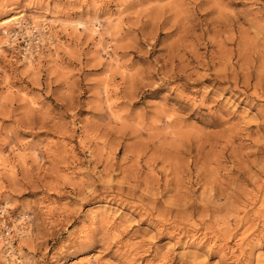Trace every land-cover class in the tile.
Segmentation results:
<instances>
[{"label":"rangeland","instance_id":"374dc122","mask_svg":"<svg viewBox=\"0 0 264 264\" xmlns=\"http://www.w3.org/2000/svg\"><path fill=\"white\" fill-rule=\"evenodd\" d=\"M6 203L0 264H264V0H0Z\"/></svg>","mask_w":264,"mask_h":264},{"label":"bare ground","instance_id":"6f19581e","mask_svg":"<svg viewBox=\"0 0 264 264\" xmlns=\"http://www.w3.org/2000/svg\"><path fill=\"white\" fill-rule=\"evenodd\" d=\"M20 19H21V16L20 15H18V16H12L11 18H7L4 22H6V23H11V22H16V23H18L19 24V26H21V24H22V22L20 21ZM8 206H9V203H6L5 205H4V207L2 206V209L0 210V215H2V214H5L6 215V208H8ZM24 216H22V218L23 219H17L16 221H15V226H16V229H18L19 231H17V232H19V235L21 236V237H26V234H28V233H23V231L24 230H26L27 229V225H26V220L29 218V217H27L26 216V213L25 214H23ZM26 216V217H25ZM3 221H1V219H0V226H1V223H2ZM20 226L22 227V228H20ZM3 239L5 240V242L6 243H4V245L5 244H10L8 247H7V250L11 253L10 255H11V257H16L15 256V254H13V253H16L17 251H16V249L13 247V246H11V244L13 245V243H12V240L8 237V236H5L3 233H0V242L1 241H3ZM1 244V243H0Z\"/></svg>","mask_w":264,"mask_h":264},{"label":"built area","instance_id":"2783aa9c","mask_svg":"<svg viewBox=\"0 0 264 264\" xmlns=\"http://www.w3.org/2000/svg\"><path fill=\"white\" fill-rule=\"evenodd\" d=\"M0 219H1V221H3V225L1 223L2 229H3V234L5 236H8L12 240V243L14 244L21 237L19 235L20 231L18 229H14L12 227V225L5 223V221H6V215L5 214L0 215ZM25 222L27 223L28 219ZM20 228H22V227L20 226ZM17 231H19V232H17Z\"/></svg>","mask_w":264,"mask_h":264}]
</instances>
